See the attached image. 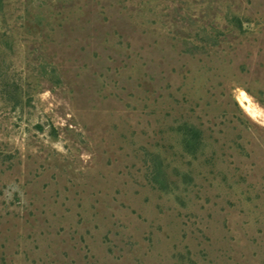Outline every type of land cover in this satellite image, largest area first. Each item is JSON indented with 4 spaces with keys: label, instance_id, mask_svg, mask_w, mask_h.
<instances>
[{
    "label": "rangeland",
    "instance_id": "obj_1",
    "mask_svg": "<svg viewBox=\"0 0 264 264\" xmlns=\"http://www.w3.org/2000/svg\"><path fill=\"white\" fill-rule=\"evenodd\" d=\"M0 264H264V0H0Z\"/></svg>",
    "mask_w": 264,
    "mask_h": 264
},
{
    "label": "bare ground",
    "instance_id": "obj_2",
    "mask_svg": "<svg viewBox=\"0 0 264 264\" xmlns=\"http://www.w3.org/2000/svg\"><path fill=\"white\" fill-rule=\"evenodd\" d=\"M238 101H239L240 105L243 107V109L245 110V112H247V114L251 118H253V119L259 118V116L261 114L258 111L259 109H257L258 107L255 106V104L252 102L250 96L245 91H241L239 93Z\"/></svg>",
    "mask_w": 264,
    "mask_h": 264
},
{
    "label": "trees",
    "instance_id": "obj_3",
    "mask_svg": "<svg viewBox=\"0 0 264 264\" xmlns=\"http://www.w3.org/2000/svg\"><path fill=\"white\" fill-rule=\"evenodd\" d=\"M189 129H190L189 132H191V134L194 135L192 140L197 141L199 143V132L195 130L193 127Z\"/></svg>",
    "mask_w": 264,
    "mask_h": 264
}]
</instances>
